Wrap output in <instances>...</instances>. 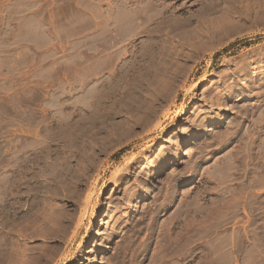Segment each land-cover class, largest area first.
<instances>
[{
	"label": "rangeland",
	"instance_id": "obj_1",
	"mask_svg": "<svg viewBox=\"0 0 264 264\" xmlns=\"http://www.w3.org/2000/svg\"><path fill=\"white\" fill-rule=\"evenodd\" d=\"M126 166L152 196L180 170L181 202L151 200L148 244L111 247L123 190L104 183ZM24 247L34 264H264V0H0V264Z\"/></svg>",
	"mask_w": 264,
	"mask_h": 264
},
{
	"label": "bare ground",
	"instance_id": "obj_2",
	"mask_svg": "<svg viewBox=\"0 0 264 264\" xmlns=\"http://www.w3.org/2000/svg\"><path fill=\"white\" fill-rule=\"evenodd\" d=\"M163 70H164V68H162ZM165 71V70H164ZM163 71V72H164ZM162 72V71H161ZM165 72H167V71H165ZM165 74V73H164ZM159 76V75H158ZM160 76H162V75H160ZM163 77H165V76H162L161 77V79H159L160 77H158V81H157V83H159L160 82V85H158L157 83H156V85L157 86H155V87H158V86H161V84H162V86L164 85L163 83H164V80H162V78ZM150 81H148V83H149ZM162 82V83H161ZM148 83H147V86H148ZM149 85H150V83H149ZM161 86V87H162ZM149 87V86H148ZM155 87H153L152 86V89H148L147 88V90H151V93H152V91H154L155 90ZM154 88V89H153ZM145 89H146V87H145ZM157 89H159V88H156V91L158 92V90ZM145 91V90H144ZM148 92V91H147ZM155 92V91H154ZM157 92H155V93H157ZM228 92V91H227ZM245 92L243 91V89H239L238 91H236V92H231V93H228L227 95H226V97H234V98H236V103L238 104V106H240L239 108H241V110H240V112L238 111V113H239V127H241L242 125H243V123H244V120H245V110H246V108L244 109V107H243V102H242V100L245 98L244 97V94ZM145 94H147V93H145ZM149 94V93H148ZM147 94V95H148ZM154 94V93H153ZM156 95V94H155ZM143 96V95H142ZM144 96H146V95H144ZM149 97H150V95H148ZM152 96H154V95H152L151 94V97ZM216 96V95H215ZM213 97V96H212ZM212 97H210V98H212ZM225 97V98H226ZM144 98V97H143ZM143 98H141V99H143ZM154 98V97H153ZM213 98H215V97H213ZM213 98H212V100H213ZM224 98V99H225ZM144 99H146V98H144ZM150 100V99H149ZM148 100V101H149ZM153 100V99H152ZM144 101V100H143ZM209 101H211V100H209ZM214 101V103H215V101L216 102H218L217 100H213ZM146 102V101H145ZM210 105H211V102H210ZM223 104H221V106H222ZM234 105V104H233ZM213 106V105H212ZM209 107V106H208ZM210 110H208L207 112H205V116H204V118H202V120L201 121H203V123L205 124V123H207L208 121L207 120H209V119H207V118H210V116H211V114H212V111H213V109H211V108H209ZM224 107L222 106L221 107V110L222 111H224ZM220 110V111H221ZM217 112V111H216ZM214 113V112H213ZM214 115H216L215 113H214ZM222 115V112H220L219 113V116H221ZM224 115V114H223ZM218 116V117H219ZM207 119V120H206ZM210 121V120H209ZM214 121V120H213ZM217 122V121H216ZM221 122V121H220ZM206 125V124H205ZM201 127V126H200ZM204 128V127H203ZM202 128V129H203ZM204 130V129H203ZM224 132H225V136L227 135V130L225 131V128H224V130H223ZM221 135H222V133H221ZM233 135V134H232ZM228 136H229V134H228ZM223 137V136H222ZM231 137V136H230ZM10 141V140H9ZM222 141H224V139H222ZM227 140H225V142H226ZM11 143V142H10ZM176 145H177V143H175ZM222 145H224V144H222ZM11 147V146H10ZM9 147V148H10ZM176 150H177V148L178 147H174ZM11 149V148H10ZM214 149V148H213ZM211 152V151H210ZM211 154V153H210ZM42 156V155H41ZM8 157V156H7ZM43 157H45V156H43ZM47 158V157H46ZM208 158V157H207ZM40 159V158H39ZM44 159V158H43ZM43 159H42V161H43ZM48 161V160H47ZM44 162H45V160H44ZM38 163H39V161H38ZM161 163V162H160ZM48 164V163H47ZM45 165V164H44ZM49 165V164H48ZM195 166V165H194ZM87 167V166H86ZM180 171V170H179ZM178 171V173L175 175V178H174V182H173V190H172V192L170 193V192H168V193H165V189L164 188H162V186L160 185L159 186V184L156 186L155 185V190H157V192L152 196V192H153V190H152V188L153 187H151V185H149L148 184V182H147V177L148 176H144V175H142V176H140L139 177V179L136 181V182H133V183H131V184H129L128 186H126V187H123L124 186V179H125V177L126 176H129L130 174H131V167L130 166H126L125 168H123V170L121 171V172H119V173H112L111 174V176H109V178H106L107 179V182H105L104 183V185H110V184H115V189L116 190H118V192H119V190H123V194L120 196V198L119 197H116L115 199H113V201H112V206H113V211H114V214L113 215H111L110 216V219H111V221L113 222L112 223V227H111V229H108V231L106 232L107 234V237H106V243L107 244H109V245H111V247L113 246V244L114 243H116L115 242V240H116V238L117 237H119L120 236V232H123V233H128L129 234V232L131 233H133V232H137L138 231V233L141 231V232H144V234H145V244H148V238H149V228H150V224H149V217H150V204H151V200H153V199H158V198H160V197H163V203H162V206H161V208H160V211L161 210H164L165 209V203L167 202V201H165L166 200V195L168 194L169 195V193H170V195H169V200L171 201V202H173V203H175L176 202V204L177 205H179L180 204V202H181V198H180V194H181V190H180V186H181V178H182V175H181V173ZM182 172V171H181ZM61 173V172H60ZM62 175V174H61ZM63 175H65V174H63ZM79 175V174H78ZM73 176V175H72ZM80 176V175H79ZM62 178H63V176H62ZM61 178V179H62ZM71 178V177H70ZM70 178H69V180H70ZM77 179H75L74 180V182H70V183H68V180H64L65 178H63V180L64 181H67V182H64L63 181V183H59V185L60 186H58L59 188H61V190H62V192L61 193H63V195L65 196V197H67L69 200H68V202H70V204L72 205V206H78L79 204V199H80V197H81V194H82V191H81V188H77L78 187V185H80L79 183H78V180H79V178L78 177H76ZM60 180V179H59ZM58 180V181H59ZM72 180H73V178H72ZM51 181V180H50ZM56 181V180H55ZM85 181H87V180H85ZM84 181V182H85ZM58 183V182H57ZM86 183V182H85ZM82 184V183H81ZM162 184V183H161ZM53 185H55V184H53ZM52 187V186H51ZM76 189V190H75ZM54 190V189H53ZM56 190V189H55ZM75 190V191H74ZM92 190V188H90V191ZM90 198V197H89ZM86 200H84V203H85V208H87L88 207V203H89V199H87V197L85 198ZM67 200V199H66ZM154 200V201H155ZM168 200V201H169ZM78 201V203H76ZM142 203V209H141V219L139 220L140 222L138 223V222H135L134 221V212H135V209H136V207L137 206H139L140 204ZM152 205V204H151ZM141 206V205H140ZM160 207V206H159ZM62 208V207H61ZM159 209V208H158ZM65 210H66V208H65ZM64 210V211H65ZM70 210V209H69ZM85 210V209H84ZM140 210V209H139ZM54 211V210H53ZM53 211H51V213L49 214V216H47V221L46 222H50V223H53L54 221L55 222H57L56 221V219L59 217V215H60V217H61V214H59L58 215V217H54V218H56V219H54L53 218ZM64 211H62L61 213L62 214H64ZM67 211V210H66ZM72 212V211H71ZM159 213V212H158ZM66 214V213H65ZM109 214V213H108ZM107 214V215H108ZM122 214V215H121ZM110 215V214H109ZM139 215V216H140ZM138 216V215H137ZM137 216H135V217H137ZM46 217V216H45ZM63 217V216H62ZM61 217V218H62ZM66 217H68L67 215H66ZM73 217V216H72ZM72 217H70L71 219H67V218H64L63 217V221H58L59 223L60 222H62V224H63V222L66 220V221H71V220H73L72 219ZM69 218V217H68ZM107 218V217H106ZM43 219V218H42ZM65 219V220H64ZM81 220V219H80ZM110 221V220H109ZM53 223V224H56V223ZM124 222V223H123ZM108 223V222H107ZM61 224V223H60ZM59 224H57V226H58ZM79 226V224L77 225V227ZM109 226H111V224H109ZM56 228V227H55ZM127 234V235H128ZM136 236V235H135ZM135 236H132L131 234L130 235H128L127 236V238H125V241H123L124 242V244H120V246L119 247H117V250H120L121 252H123V251H127L128 250V248H130L131 246H133V243H134V237ZM124 239V238H123ZM121 242V241H120ZM150 242V241H149ZM119 242H117V245H119L118 244ZM135 244V243H134ZM144 244V243H143ZM106 246V245H105ZM116 246V245H115ZM107 247V246H106ZM114 247V246H113ZM133 248H135V247H133ZM130 250V249H129ZM120 251H119V253H120ZM130 251H132V247H131V250ZM146 251V250H145ZM113 252H114V250H113ZM112 252V253H113ZM119 253H116V254H119ZM124 253V252H123ZM129 253H131V252H129ZM9 254V256H10V261H11V263L10 264H34L35 263V260H37V258H38V256L35 254V255H32L29 251H28V249L27 248H22V249H20V250H18V251H10V253H8ZM110 255V254H109ZM115 254H113V256H114ZM120 255V254H119ZM124 256H125V254H123ZM129 255V254H128ZM131 255V254H130ZM121 256V255H120ZM40 257V256H39ZM110 257H112V256H110ZM123 257V256H122ZM131 257V256H130ZM107 258H109V257H107ZM117 258H118V255H117ZM124 258V257H123ZM40 259V258H39ZM110 259V258H109ZM108 259V263L109 264H113V263H115V262H113V261H111V259H113V257L109 260ZM116 259V258H115ZM119 259V258H118ZM128 259V258H127ZM122 260V259H121ZM124 260V259H123ZM12 261H14V262H12ZM106 261V260H105ZM120 261V260H119ZM107 262V261H106ZM113 262V263H112ZM116 262H118V261H116ZM108 263H106V264H108ZM121 263V262H120Z\"/></svg>",
	"mask_w": 264,
	"mask_h": 264
}]
</instances>
